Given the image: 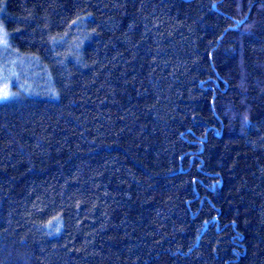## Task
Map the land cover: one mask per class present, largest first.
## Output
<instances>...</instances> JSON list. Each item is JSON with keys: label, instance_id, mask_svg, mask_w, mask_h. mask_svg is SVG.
I'll use <instances>...</instances> for the list:
<instances>
[{"label": "trees", "instance_id": "trees-1", "mask_svg": "<svg viewBox=\"0 0 264 264\" xmlns=\"http://www.w3.org/2000/svg\"><path fill=\"white\" fill-rule=\"evenodd\" d=\"M0 28V264H264V0H0Z\"/></svg>", "mask_w": 264, "mask_h": 264}, {"label": "rangeland", "instance_id": "rangeland-1", "mask_svg": "<svg viewBox=\"0 0 264 264\" xmlns=\"http://www.w3.org/2000/svg\"><path fill=\"white\" fill-rule=\"evenodd\" d=\"M3 29L0 28V93L3 90H7L8 94H10V86L15 84H19V79L21 74H16L15 70H20L22 72L23 65L18 64L17 55H12L10 58H7L6 50L8 49V40L7 36L4 35ZM6 40V43H5ZM6 55V56H4ZM22 68V69H21ZM19 72V71H18ZM24 77H26V73H24ZM8 97H10L8 95ZM5 99H0V102Z\"/></svg>", "mask_w": 264, "mask_h": 264}, {"label": "snow or ice", "instance_id": "snow-or-ice-1", "mask_svg": "<svg viewBox=\"0 0 264 264\" xmlns=\"http://www.w3.org/2000/svg\"><path fill=\"white\" fill-rule=\"evenodd\" d=\"M4 35L6 36L7 33H4ZM5 43H6V40H5ZM8 95L9 94H8L6 88H5V90H3L2 93H0V99H7L8 98Z\"/></svg>", "mask_w": 264, "mask_h": 264}]
</instances>
